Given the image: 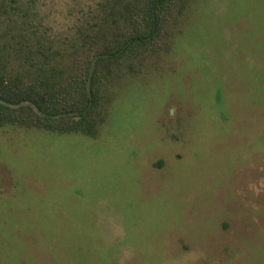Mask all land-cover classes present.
Returning <instances> with one entry per match:
<instances>
[{
	"label": "rangeland",
	"instance_id": "1",
	"mask_svg": "<svg viewBox=\"0 0 264 264\" xmlns=\"http://www.w3.org/2000/svg\"><path fill=\"white\" fill-rule=\"evenodd\" d=\"M102 2L0 0V66L80 77ZM163 24L100 80L94 137L0 127V264H264V0Z\"/></svg>",
	"mask_w": 264,
	"mask_h": 264
},
{
	"label": "trees",
	"instance_id": "2",
	"mask_svg": "<svg viewBox=\"0 0 264 264\" xmlns=\"http://www.w3.org/2000/svg\"><path fill=\"white\" fill-rule=\"evenodd\" d=\"M140 1L103 0L99 5L94 30L99 25L104 32L89 31L95 37L87 39L92 48L85 77L66 78L40 68L30 72L31 67L11 72L0 66V127L94 137L103 114L97 96L100 80L120 58L138 56L153 46L163 30L164 13L174 3Z\"/></svg>",
	"mask_w": 264,
	"mask_h": 264
}]
</instances>
